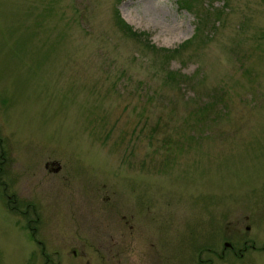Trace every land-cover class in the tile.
<instances>
[{
  "label": "rangeland",
  "instance_id": "obj_1",
  "mask_svg": "<svg viewBox=\"0 0 264 264\" xmlns=\"http://www.w3.org/2000/svg\"><path fill=\"white\" fill-rule=\"evenodd\" d=\"M178 1L0 0V264H264V0Z\"/></svg>",
  "mask_w": 264,
  "mask_h": 264
},
{
  "label": "flooded vegetation",
  "instance_id": "obj_2",
  "mask_svg": "<svg viewBox=\"0 0 264 264\" xmlns=\"http://www.w3.org/2000/svg\"><path fill=\"white\" fill-rule=\"evenodd\" d=\"M21 212L23 213V211H21ZM34 219H37V218H34ZM17 225L19 226V228L23 227L22 215H20V220L17 221ZM39 243H40V241H37L38 245L33 247L34 252H35V256H33L30 259V264H55V263H53L55 260L50 256L52 254H56L57 250L53 248L54 250H50V252L45 253L43 246H39ZM48 253H51V255L49 256ZM72 254H75V252L72 251Z\"/></svg>",
  "mask_w": 264,
  "mask_h": 264
},
{
  "label": "trees",
  "instance_id": "obj_3",
  "mask_svg": "<svg viewBox=\"0 0 264 264\" xmlns=\"http://www.w3.org/2000/svg\"><path fill=\"white\" fill-rule=\"evenodd\" d=\"M177 1V0H176ZM188 1H186V0H181V1H178V6L180 7V8H187L188 7V3H187ZM117 18V17H116ZM117 21H120L121 23H122V25H120L121 27L120 28H122V30L125 32V34H130V35H134V36H138V35H140V33H134L133 32V30H131V28L127 25V24H124L119 18H117ZM117 25L119 26V23L117 22ZM160 50H163V51H169V50H167V49H160Z\"/></svg>",
  "mask_w": 264,
  "mask_h": 264
},
{
  "label": "water",
  "instance_id": "obj_4",
  "mask_svg": "<svg viewBox=\"0 0 264 264\" xmlns=\"http://www.w3.org/2000/svg\"><path fill=\"white\" fill-rule=\"evenodd\" d=\"M226 245V244H225Z\"/></svg>",
  "mask_w": 264,
  "mask_h": 264
}]
</instances>
